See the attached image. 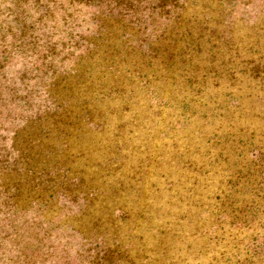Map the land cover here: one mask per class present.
Instances as JSON below:
<instances>
[{
	"label": "rangeland",
	"instance_id": "rangeland-1",
	"mask_svg": "<svg viewBox=\"0 0 264 264\" xmlns=\"http://www.w3.org/2000/svg\"><path fill=\"white\" fill-rule=\"evenodd\" d=\"M249 1L257 81L264 0ZM29 6L27 37L0 76V264H163L166 242L170 263L178 243L192 264L264 258L254 241L264 240V88H234L231 99L209 86L182 117L154 89L168 68L142 66L171 20L144 6L126 28H107L92 4ZM235 15L248 23L246 10ZM238 25L242 44L248 26Z\"/></svg>",
	"mask_w": 264,
	"mask_h": 264
},
{
	"label": "trees",
	"instance_id": "trees-1",
	"mask_svg": "<svg viewBox=\"0 0 264 264\" xmlns=\"http://www.w3.org/2000/svg\"><path fill=\"white\" fill-rule=\"evenodd\" d=\"M77 2L101 8L100 21L105 22L107 28L113 23L106 24V22L113 19L114 21L120 20L122 28H126L127 21L132 22V16L144 6L151 9L154 14L158 11L162 17L171 20L172 23L163 37L161 45L154 46L152 49L151 54L152 58L154 57V62L143 61L142 66L144 63L150 67L152 72L158 71L160 74L168 68L167 73L165 72L168 74L166 85L163 84L161 87L158 84V88L154 89H158L157 93L162 99L166 98L167 101L171 100L177 103L178 108L182 110V117L187 118L184 112L192 109L196 97L202 95L209 86L218 88V90L219 88L224 89L226 96L231 99L235 97V93L232 91L234 88H239L238 90L245 86H248L249 89L262 88L263 90L264 88V74L254 75L257 81L249 79L253 72L249 69L251 60H248V56L253 58L257 52L262 51L259 50L256 42L260 39V33L254 30L258 22L247 10L251 3L249 0L243 5L240 0H77ZM29 3L30 0H0V76L11 57L12 48L20 38L21 41L27 37L29 29L26 19L29 15L27 13L30 12L28 11ZM56 3L57 0H47L44 4L42 0H32V4L39 5L46 11H51V5ZM230 6V10H228ZM218 8L221 9L219 14ZM243 9L248 13V23H245V17L236 18L235 13L239 14ZM240 21L241 25L248 26L245 30L247 38H242V44H239L240 40L235 36ZM220 23L227 25L226 31H221L218 28ZM233 24L234 26H232ZM9 36H11L10 39ZM227 37L233 39L232 45L227 44ZM236 41L238 42L237 46L234 45ZM20 46L17 47L20 49L22 48ZM224 48L227 51L234 48L236 58H233L234 51H232L230 59L224 57ZM244 48H247L245 54L242 52ZM23 50L22 48L20 51ZM161 54L164 58L161 57ZM147 79L151 81L149 76ZM158 79L161 80V78ZM165 79L167 78L163 80ZM248 79L250 82H247ZM3 84L0 77V106L5 100ZM160 88L164 90H160ZM262 93L264 94V91ZM262 93L258 95V99ZM216 160L220 162V159L216 158ZM0 165V171L5 172V161L1 160ZM218 170L217 173H219ZM220 175L224 176L222 172ZM245 175H247L245 171L237 172V176L240 178ZM215 195L219 196L217 192ZM184 215L186 216V211H184ZM228 216L229 222L234 224L235 220L232 214ZM187 226L190 227V224ZM182 229H184L183 226ZM254 241L264 247V240L255 239ZM165 244L167 245L168 242ZM166 245L163 247L166 258L163 264H192L195 256L190 257L188 252L187 256H184L185 251L180 243L176 244L174 260L170 263ZM256 251L259 253H254L255 257L250 256L253 264H264L260 250Z\"/></svg>",
	"mask_w": 264,
	"mask_h": 264
}]
</instances>
